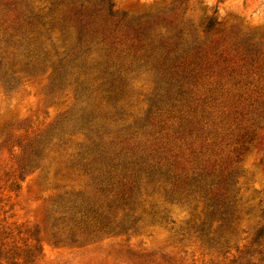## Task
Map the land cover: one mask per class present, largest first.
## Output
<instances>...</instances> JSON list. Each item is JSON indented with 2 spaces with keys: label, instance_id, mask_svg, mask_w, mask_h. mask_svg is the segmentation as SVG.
<instances>
[{
  "label": "rangeland",
  "instance_id": "rangeland-1",
  "mask_svg": "<svg viewBox=\"0 0 264 264\" xmlns=\"http://www.w3.org/2000/svg\"><path fill=\"white\" fill-rule=\"evenodd\" d=\"M0 264H264V0H0Z\"/></svg>",
  "mask_w": 264,
  "mask_h": 264
}]
</instances>
